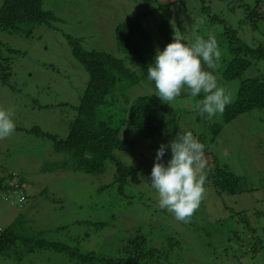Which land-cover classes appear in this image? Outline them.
<instances>
[{
    "label": "rangeland",
    "instance_id": "374dc122",
    "mask_svg": "<svg viewBox=\"0 0 264 264\" xmlns=\"http://www.w3.org/2000/svg\"><path fill=\"white\" fill-rule=\"evenodd\" d=\"M197 1L202 2L187 0L171 6L174 30L188 40L203 37L208 29L214 33L222 53L214 71L218 83L232 96L241 81L264 79V59L253 61L237 78L228 80L225 75L226 60L233 56L229 33L250 47L264 45V0H204L210 8L209 16L217 15L218 20L211 27L203 23L200 33L195 29H199V20L206 22V17L198 14ZM42 6L57 16L55 23L30 24L11 34L0 32V41L6 38L0 46L1 55L9 59V68L0 71V109L12 110L16 124L14 133L0 140V174H21L27 190L22 203L4 201L0 192V228L21 216L22 233L62 242L78 252L116 257L123 243L135 236L146 245L154 239L161 241L163 234L166 238L169 224L174 239L188 247L185 253L192 261L188 264H264V108L240 113L227 122L220 114L202 118L195 104L203 94L192 97L185 89L170 105L165 104L167 140L141 135L126 114L120 137L135 141V154L115 153L124 154L122 157L137 167L142 179L123 193L108 190L109 168L101 175L52 169L51 165L64 155L54 152L47 136L66 137L88 81V72L73 57L67 43L62 44L66 36H78L85 49L94 47L112 53L135 72L140 65L117 50L114 26L152 11L139 20L143 18L156 45L162 39L155 29L159 22L156 1L43 0ZM185 16L194 18L196 24L192 26ZM147 93L156 95L154 82L147 78L135 84L118 78L107 99L129 108L138 95ZM189 131L205 145L206 162L215 157L220 168L244 177L251 191L220 196L208 186L199 209L187 224H182L158 206V193L151 187L150 178L160 145ZM142 156L144 162L138 167ZM170 159L169 148L163 162ZM48 165L49 169H44ZM25 251L20 245L16 251L0 254V264H80L78 259L50 249Z\"/></svg>",
    "mask_w": 264,
    "mask_h": 264
},
{
    "label": "trees",
    "instance_id": "16d2710c",
    "mask_svg": "<svg viewBox=\"0 0 264 264\" xmlns=\"http://www.w3.org/2000/svg\"><path fill=\"white\" fill-rule=\"evenodd\" d=\"M156 1V11L158 13V28L156 32L161 37V42L156 45L152 32L147 30L143 18L152 11L140 13L137 17L128 18L114 26V36L116 48L119 52L126 54V57L140 65L135 71L128 68L124 60L114 57L108 51L97 50L94 47L85 49L77 36H66V41L70 47L73 57L88 72V81L80 96L79 103L75 107V117L69 124L68 133L63 139H56L52 135L47 137L52 140L53 150L56 153H63V159L44 169H72L83 171L90 175H101L107 168L111 174V182L108 190L132 189V184L137 185L141 179L137 167L125 161L122 153L116 155L115 151H122L126 154H135V141L120 137V130L127 120L131 126L141 135L156 139L167 140L169 132L165 123L167 104L163 103L154 94L138 95L129 108L119 106L114 99H107V95L112 91L115 82L119 78L138 83L139 80L148 79L147 69L154 63L157 49L163 51L171 42L175 34L183 42L192 43L196 38L186 39L174 30L173 15L171 6L187 0H167ZM198 14L206 17L204 25L211 27V24L218 20L217 15L209 16L210 8L202 2ZM43 0H3L0 5V32L11 34L17 33L20 27H28L30 24H51L55 23L57 16L48 10L43 9ZM153 10V11H155ZM190 16V14H189ZM189 17L185 16V19ZM191 25H195L194 18L188 20ZM202 24L199 23L200 33ZM21 29V28H20ZM158 29V30H157ZM213 34L209 29L204 32ZM228 33V29H227ZM230 50L233 56L226 60L227 79L239 77L253 61L264 59V45L250 47L241 42L232 33H229ZM0 46L3 45V40ZM194 39V40H193ZM8 50H11L8 48ZM8 58L1 55L0 51V71L9 68ZM8 77V72H6ZM7 79V78H6ZM149 82H153L150 81ZM233 100L226 106L222 114L224 121H230L240 113L255 108H264V79L247 78L240 82L236 94L232 95ZM219 126V125H218ZM39 131V128H34ZM211 130V128H210ZM217 130L216 132H218ZM150 146H148V149ZM206 152V151H205ZM138 162V167L142 166L144 156ZM110 164V166L108 165ZM264 170V166H263ZM206 184L205 187H212L218 195H234L236 193L247 194L251 190L246 186L244 177L236 175L225 167L220 168L216 158L206 162ZM107 190V191H108ZM26 188L24 177L9 171L8 174H0V192H3V200L17 202L21 193L25 195ZM115 192V191H114ZM15 196V199H12ZM26 196V195H25ZM156 208H159L156 206ZM171 216L176 222L174 215ZM24 221L21 216L15 218L6 228H0V254L18 249L21 245L25 252H33L37 249H50L63 253L68 258H76L80 264H188L192 261L187 258V246H183L180 239H174V231L169 224H166V238L157 241L152 240L149 245L142 242L140 236L128 239L127 243L119 249V255L112 257L107 254H94L91 252H78L62 242H50L41 235L22 233ZM13 248V249H12ZM195 263V262H194Z\"/></svg>",
    "mask_w": 264,
    "mask_h": 264
},
{
    "label": "clouds",
    "instance_id": "9594fccd",
    "mask_svg": "<svg viewBox=\"0 0 264 264\" xmlns=\"http://www.w3.org/2000/svg\"><path fill=\"white\" fill-rule=\"evenodd\" d=\"M198 23L203 24V19ZM221 50L215 35L197 37L188 44L175 34L173 42L163 51L157 49L154 63L148 67V80L153 81L156 96L171 104L188 89L192 97L203 94L195 108L202 118L222 115L232 102L231 94L218 83L214 74L221 60ZM212 69V71L205 70ZM12 110L0 109V140L10 137L16 124ZM171 149V159L163 158ZM205 145L191 131L178 134L157 150L150 184L158 193V206L172 213L178 221L188 223L206 196ZM26 196L21 193L17 201Z\"/></svg>",
    "mask_w": 264,
    "mask_h": 264
}]
</instances>
